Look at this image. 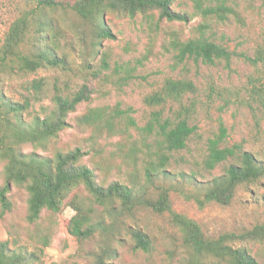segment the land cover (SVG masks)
<instances>
[{"label": "rangeland", "instance_id": "rangeland-1", "mask_svg": "<svg viewBox=\"0 0 264 264\" xmlns=\"http://www.w3.org/2000/svg\"><path fill=\"white\" fill-rule=\"evenodd\" d=\"M38 1L0 0V54L12 23L25 14L33 16L35 13L45 21L52 17L59 35L58 53L65 58L66 64L59 67L44 65L36 71H22L18 65L0 64V95L21 104L30 99L31 107L25 116L32 118L36 115L45 117L55 109L52 100L55 83L68 91L79 89L85 82L93 89V100L80 104L70 114L71 126L60 133L47 153H52L55 147L90 149V132L80 129L74 118L90 107L118 105L129 110L137 122L130 128L128 139L137 142L139 151L130 155L127 151L130 142L124 141L120 134L98 138L100 153L89 151L82 158L95 169L98 180H120L133 185L146 198H155L162 189H167L173 208L195 219L210 237L232 231L239 233L264 222V178L240 185L228 205L204 200V188L234 161L229 159L212 170L205 167L209 141L219 138L223 127L227 135L222 147L240 144L244 150L252 151L264 160V70L248 60L256 48L264 44V0H202L205 5L224 1L240 11V18L232 15L226 23L211 21L207 34L232 53L230 60L218 59L215 63L191 57L181 61L169 43L171 32L177 31L188 38L203 21L196 0L174 1L176 10L189 12L192 18L189 22L164 20L157 40H153L150 26L142 14L130 16L122 9L108 11L104 21L115 38H102L99 36V19L86 20L71 9L43 10ZM48 32L50 27L40 28L32 22L23 52L31 54L47 45ZM104 60L110 65L108 69L104 67ZM168 77L191 79L197 91L188 92L181 101L167 104L164 118L175 121L181 114L195 131L185 149L169 153L165 167L170 173L156 174L149 181L145 167L151 160L157 164L159 159L154 152L156 149L149 150L146 145H156L159 127L151 132L145 128L153 120L152 112L160 107L148 106L144 98L158 90ZM40 78H45L46 87L37 98L31 83ZM1 130L0 127V133ZM19 149L30 153L37 147L23 143ZM3 170L4 162L0 160V184L3 183ZM13 199L16 203L13 211L0 216V240L10 239L12 247L20 246L27 251L28 259L31 256L28 264H100L101 261L190 264L183 234L168 212L158 213L143 205L128 211L120 203L108 210L84 195L85 204H91L95 209L96 229L80 244L69 245L65 227L76 213L72 206H66L60 215L45 210L37 224H29L26 221L25 188L15 187ZM137 229L151 236L152 251L136 248L133 232ZM232 244L249 248L259 264H264V241L236 240ZM204 261L205 264H228L213 256H207Z\"/></svg>", "mask_w": 264, "mask_h": 264}, {"label": "trees", "instance_id": "trees-1", "mask_svg": "<svg viewBox=\"0 0 264 264\" xmlns=\"http://www.w3.org/2000/svg\"><path fill=\"white\" fill-rule=\"evenodd\" d=\"M175 0H39L38 5L46 9H71L80 17L99 19L101 22L99 36L102 38H115L112 30L105 24L104 15L108 11L122 9L136 16L142 14L151 29L153 40H157L161 23L189 22L192 14L176 10L173 6ZM198 13L203 21L195 28L194 34L184 38L177 32H171L170 46L183 61L191 57L206 63H215L218 59L230 60L232 53L207 34L211 29V21L226 23L232 15L240 18V11L233 5L224 1L214 5H205L202 0H196ZM34 22L38 27H50L46 34L47 45L36 52L27 54L23 52L30 26ZM40 33H43L42 30ZM58 30L51 19L42 20L27 14L15 20L5 38L1 48L0 64L18 65L22 71H36L48 65L59 67L66 64L65 58L58 53ZM248 60L254 65H260L264 70V44L259 45L253 56ZM104 67H110L104 60ZM100 76V74H99ZM32 88L36 97H40L46 87L45 78L32 81ZM197 86L188 78L168 77L162 86L145 96V103L152 107H160L152 112L153 120L145 128L148 132L159 127L156 136V145L147 144L149 150L154 151L159 162L153 160L145 167L147 180L151 181L156 174H168L165 165L169 160V153L180 151L188 146V141L195 131L187 118L177 115L173 121L170 117L164 118L167 104L181 101L188 92H196ZM264 91V90H263ZM262 92V90H261ZM52 100L55 109L45 117L40 115L28 118L25 116L31 107L30 99L23 104L7 100L0 95V160L4 162L3 183L0 184V216L4 217L15 208L13 199L14 188H25L27 191L26 221L37 224L45 210L59 214L66 206H72L76 213L66 228L67 244L78 245L83 239L94 233V207L85 204L83 197H88L93 203L100 204L108 210L114 209L118 203L125 210L131 211L136 205H143L158 213L168 212L173 223L183 234V244L190 253V264H205L207 256H213L226 261L228 264H259L257 258L247 247H235L232 242L236 240L264 241V222L255 224L242 232H225L218 237L208 236L201 225L193 218L177 212L172 205L169 191L162 189L157 197L146 198L133 185L120 180L106 182L104 178L98 180L96 171L82 158L89 151L100 153L98 138L105 136L122 135L124 141H129L130 128L135 127V118L120 106L108 105L90 107L74 118L77 126L90 132V149L84 151L82 146L71 149L54 148L51 144L60 133L71 126L70 114L84 102L93 100V89L88 83H83L79 89L68 91L57 83L54 84ZM264 108V99L262 100ZM219 138L211 139L208 145V154L204 160L205 167L215 169L223 162L234 159L222 175L216 176L204 188L205 202H217L228 205L236 195L242 184H251L264 178V160L249 150H244L240 144L222 147L223 138L227 135L226 128L221 129ZM23 143H32L37 149L25 153L19 146ZM123 145V144H122ZM130 155L139 151L136 141L130 142L127 147ZM130 155H128L130 157ZM44 237H46L44 235ZM136 248L150 252L154 248L153 239L142 229L133 232ZM28 254L20 246L12 247L10 239L0 240V264H28ZM100 264H116L101 261Z\"/></svg>", "mask_w": 264, "mask_h": 264}]
</instances>
